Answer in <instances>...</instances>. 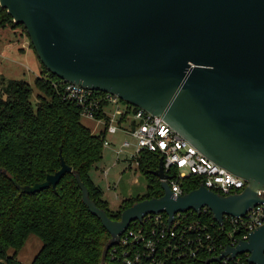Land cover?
<instances>
[{
  "label": "water",
  "instance_id": "obj_1",
  "mask_svg": "<svg viewBox=\"0 0 264 264\" xmlns=\"http://www.w3.org/2000/svg\"><path fill=\"white\" fill-rule=\"evenodd\" d=\"M23 24L43 65L67 82L108 92L162 116L207 157L248 182L223 195L204 184L174 197L163 158L153 171L164 191L124 209L120 219L91 199L76 173L82 200L110 233L104 255L133 221L209 208L243 216L264 204V0H0ZM62 166L42 182L54 189L72 171ZM250 252L264 264V225L223 256Z\"/></svg>",
  "mask_w": 264,
  "mask_h": 264
},
{
  "label": "trees",
  "instance_id": "obj_2",
  "mask_svg": "<svg viewBox=\"0 0 264 264\" xmlns=\"http://www.w3.org/2000/svg\"><path fill=\"white\" fill-rule=\"evenodd\" d=\"M9 25L23 27L29 37L26 27L15 23L0 6V26ZM30 47L35 51L31 40ZM41 64L42 73L35 79L40 91L35 105L30 82L0 73V259L5 264H24L16 255L29 236L36 234L43 245L30 264H116L108 252L104 255L111 235L84 204L76 173L91 199L112 219H120L122 211L133 203L163 195L160 179L153 174L160 156L146 150L140 153L138 169L146 178L147 189L112 210L90 174L103 158L104 137L82 122L81 107L64 96V81ZM61 155L72 171L55 189L50 186L33 193L23 189L57 172L62 166ZM200 184L199 179L190 177L185 191ZM207 211L192 217L214 221ZM10 248L13 255L8 254Z\"/></svg>",
  "mask_w": 264,
  "mask_h": 264
},
{
  "label": "built area",
  "instance_id": "obj_3",
  "mask_svg": "<svg viewBox=\"0 0 264 264\" xmlns=\"http://www.w3.org/2000/svg\"><path fill=\"white\" fill-rule=\"evenodd\" d=\"M63 81L65 98L81 107V116L103 125L100 135L104 146L112 144L109 135L119 132L132 138H123L116 147L119 159L129 148H133L131 156L137 165L143 150L163 158L174 197L186 193L185 182L190 177L223 195L239 193L247 186L245 178L207 157L162 116L129 103L122 107L121 99L114 94ZM259 194L264 196V191ZM203 209L213 215L209 208ZM194 213L201 214L195 210L179 212L171 224L165 212L144 215L142 221H133L118 243L109 248V259L116 264H252L250 252L228 254L219 261L210 259L227 247L248 240L252 231L264 225V204L256 205L243 216L225 215L223 223L215 218L206 221L192 217Z\"/></svg>",
  "mask_w": 264,
  "mask_h": 264
},
{
  "label": "rangeland",
  "instance_id": "obj_4",
  "mask_svg": "<svg viewBox=\"0 0 264 264\" xmlns=\"http://www.w3.org/2000/svg\"><path fill=\"white\" fill-rule=\"evenodd\" d=\"M4 29V30H3ZM9 40L13 46H8ZM30 41L23 27L16 29L10 25L6 28L0 26V73L9 79H24L34 87L31 100L37 102L39 89L35 86V79L42 73V64L31 48L21 50L23 41ZM21 42V43H19ZM126 101L120 100V106H127ZM82 122L90 126L95 134H98L103 125L97 128V122L93 119L82 116ZM127 135H119L118 144ZM118 144L116 146H118ZM114 145L104 146L102 160L92 168L90 174L93 180L102 187L104 198L108 200L112 210H117L119 205L125 200L138 195H143L147 189L145 176L142 174L138 165L131 156L133 148H129L120 159L113 151ZM132 165V166H131ZM43 245L42 240L36 235L31 234L24 246L18 251L16 259L24 264H30ZM14 249L8 250L9 255H13ZM0 264H5L4 259H0Z\"/></svg>",
  "mask_w": 264,
  "mask_h": 264
},
{
  "label": "crops",
  "instance_id": "obj_5",
  "mask_svg": "<svg viewBox=\"0 0 264 264\" xmlns=\"http://www.w3.org/2000/svg\"><path fill=\"white\" fill-rule=\"evenodd\" d=\"M2 28H6V27H2ZM13 28V27H12ZM14 29H16V28H14ZM4 30V29H3ZM27 42H30L29 40L28 41H23L22 43L21 42H19V43H21V47H20V49L21 50H23V51H25V53H26V50H28V49H31V47L30 46H27ZM8 46H13V44H12V41L11 40H9V42H8ZM88 127H90V126H88ZM99 126L97 125V128H98ZM91 128V127H90ZM91 130H92V132L94 133V131H93V129L91 128ZM102 130V129H101ZM101 130H100V132H101ZM100 132L98 133V134H100ZM119 135H125L123 132H119L118 134H116V135H109L108 136V138H109V140L111 141V143H112V145H114L115 147H117L116 145L119 143L118 142V139L117 138H119ZM124 138V137H123ZM122 141V140H121ZM121 143V142H120ZM119 145V144H118ZM115 150H116V148H113V151L115 152ZM95 182V181H94ZM96 183V182H95Z\"/></svg>",
  "mask_w": 264,
  "mask_h": 264
}]
</instances>
